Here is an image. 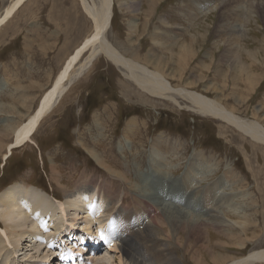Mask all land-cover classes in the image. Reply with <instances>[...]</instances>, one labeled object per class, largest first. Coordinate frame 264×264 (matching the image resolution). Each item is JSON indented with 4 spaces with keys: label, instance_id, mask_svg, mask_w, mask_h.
<instances>
[{
    "label": "rangeland",
    "instance_id": "1",
    "mask_svg": "<svg viewBox=\"0 0 264 264\" xmlns=\"http://www.w3.org/2000/svg\"><path fill=\"white\" fill-rule=\"evenodd\" d=\"M11 1L0 0V15ZM156 1L151 8L150 0H112L110 27L105 34L111 46L126 59L162 71L176 90L185 86L264 127V13L253 7L252 16L247 13L256 0H243V16L227 21L221 17L225 3L237 0H222L225 5L208 10L204 0ZM224 25L228 30L220 32ZM91 32V22L77 0L23 2L0 27V84L5 83L0 91V130L26 119L10 115V109L23 116L33 111L66 57ZM229 55H235L231 61ZM88 56L86 52L84 58ZM82 68L48 117L38 124L30 143L14 148L7 160L3 146L10 137L1 138L6 142L0 144V204L12 195L8 188L15 183L28 184L45 197L65 203L63 188L73 190L80 179H86L95 182V193L99 190L100 195L121 203L125 211L109 212L110 203H102L98 212L80 214L83 217L79 219L77 208L65 203L69 208L61 230L46 227L58 235L49 251L38 249L36 238L31 243L17 239L16 246L2 231L0 244L7 246L8 239L13 244L0 254L11 257L7 264H101L86 259L91 247L98 254L95 259L103 264H126L118 240L114 242L108 235L110 224L116 231L122 225L130 232L124 250L143 264H160L155 255L161 251L166 264H213L216 255L227 257L228 263L264 247V145L252 143L213 117L197 115L180 99L176 104L142 92L102 54ZM8 119L12 121L7 123ZM153 142L157 143L158 163L151 159ZM159 165L162 168L158 169ZM192 169L206 176L198 178L195 186L205 196L203 202L192 199L191 191L175 197L177 190L186 191L184 179ZM217 183L226 185L218 196L212 192ZM137 194L155 206L162 201L172 203L171 207L190 216L188 219L199 220L196 223L205 234L193 239L185 231L175 230L171 216L178 214L166 209L155 210L149 217L162 225L163 232L140 227L142 233H138L135 225L140 214L131 201ZM86 204L94 206L90 201ZM17 215L5 218L7 230L21 221ZM213 215H225L226 224L209 223L215 219ZM210 216L213 218L207 221ZM81 224L85 233L78 228ZM101 232L109 243L101 239Z\"/></svg>",
    "mask_w": 264,
    "mask_h": 264
},
{
    "label": "bare ground",
    "instance_id": "2",
    "mask_svg": "<svg viewBox=\"0 0 264 264\" xmlns=\"http://www.w3.org/2000/svg\"><path fill=\"white\" fill-rule=\"evenodd\" d=\"M23 2H24V0H12L9 3L8 7L0 15V27L6 23L5 22L6 20L10 19L15 14L16 10L20 6H22ZM77 2H78V4H80L82 12L85 14V16L92 21V22L90 21L91 25H92V32L88 38H86L85 40H83L80 43V45H81L82 43L85 42L84 44H82L81 46L79 45L77 48H75L72 51V53L68 57H66L63 64L60 67L61 69L58 71V73L55 75V77L50 82L49 88H47L46 91L43 92L41 94V96L38 98V100H37L38 102H36V104L34 105L33 111H31L27 116H23L22 114L16 115L14 113V111L12 109H10L11 110L10 115H14L17 117L20 116L23 118L25 117L26 119L21 121L20 123H18L17 126H14V127L13 126H7L5 128H2V130H0V144L3 142L5 143L6 142L5 138H8V136L10 137V138H8V140L10 139L8 144L6 143L3 146V147H5V150H6V152L4 154L5 160L8 159V157L11 155L12 150L14 148H19L23 145L30 143L32 136H34V131L38 127V124L45 118L44 116L46 114H49L50 111L54 108V106L59 102V99L63 95L65 88L68 87L69 83L72 81L71 79L74 76H79L81 74L82 69H83L82 67L84 65H88L90 63V61L93 60L96 57V55H98V54H100V55L102 54L103 57L111 63V65L113 63L117 68L121 69L123 72L122 75L125 76L128 81L134 82L136 84V86L142 92L147 93L148 95H150L152 97H164L166 99L172 100L176 104H178V101L181 100L182 103L189 104V107H191V111L195 110L196 112L195 111L194 112L197 115L206 116V117H213L216 120L221 121L223 124H225V125L227 124L228 126L233 127L235 130H237L238 132L243 134L245 137H248L252 143L264 145V127L261 126L259 123H256L254 121H250L249 119L244 118V117L240 118L238 115L234 114L232 111L225 108L218 101L213 100L210 97L208 98L207 96H204V95H202V94H200L194 90L192 92L190 89L186 88L185 86H183L182 89L176 90L175 89L176 87H174L172 85V82L166 78V76L164 75V73L162 71L157 70V69L151 70L145 64L142 65L139 62H136L130 58L126 59L119 51H117V49H115L113 46H111V44L106 40L105 34L110 27L111 20L109 19V17L111 15V10L113 8L112 0H77ZM156 2H157L156 0H150L149 6L152 8L153 4H155ZM226 2H229V1H226ZM204 3H205L204 5L206 6V10H208L210 7L212 8L213 5H214V7H217V6L226 4L223 8L224 10L222 11V16H221L223 18V21L224 20L227 21L228 19H231V18H237V19L241 18L243 16L242 13L244 11V10L242 11V9H245L243 6V4H244L243 0L231 1V2L225 3V4L222 3V0H204ZM239 3H241L239 8L234 10V7L236 6V4H239ZM256 3L257 4L255 6H253L249 3L251 5V10H250L251 13L250 12H247V13H249L250 17L252 16V13H254L252 11V7L254 8V11H262L264 13V0H256ZM248 9H250V8H248ZM248 9H247V11H249ZM133 10L135 11L136 9H133ZM244 15H245V13H244ZM134 23H135V21H134ZM134 23H133V25H134ZM221 28H223V30L220 32H225L226 30H228L226 25H224ZM224 28H226V29H224ZM230 30L233 31V29H230ZM233 47H234V45H233ZM86 52H88L89 56L87 58H84V54ZM230 54H231V52H230ZM232 56L233 55L228 56L229 61H231V59H233V57L235 55L233 57ZM4 85H5V83L0 84V91L3 88L2 86H4ZM249 89H251V87ZM0 112H3L2 108H0ZM126 135H127V133H126ZM2 137H5V138L2 140L1 139ZM151 146L153 147L152 149L154 150V151L152 150L154 158H151V159L155 163L154 159H156V161H157L160 157L158 155V152L156 151L157 150V148H156L157 143L153 142V143H151ZM3 147L0 146V153H2ZM172 153H174V152H172ZM150 156H151V154H150ZM95 159H96V162L99 161L96 157H95ZM162 159H161V161H162ZM157 163H158V161H157ZM198 164H201V162L199 163V161H198ZM200 166H202V165H200ZM157 168L158 169L162 168V166L159 165ZM193 168H194V165H193ZM193 170H195V169L190 170V173L188 171L187 173H189L190 175L186 179H184L185 182H184L183 186L186 189V191L185 192H181V191L178 192V190H177V192H175L174 194H175L176 198H179L181 195H182L181 197H183V195H186L189 193V191H191L190 196L192 197V199H197L198 202L199 201L203 202L205 196H203L201 193L199 194L195 190L196 189L195 186L199 183V180H202V178L203 177L205 178L206 176H202L201 174L198 175L199 173L196 171L194 172ZM198 178H199V180H198ZM94 183L95 182H93L92 180L80 179V181L77 183L75 189H73V190L66 191L65 188L61 187V188H63V193H65L64 194V200L66 201L65 203L69 204L71 206L74 205L77 208L76 212L77 213L80 212L78 214V216L80 214L85 215L86 213L89 215V214L94 213V211L100 210L102 203H104V204L110 203L109 205H110L111 209L109 212H112V211L115 212V210H117V211H120L122 213L124 210V209H122V204L120 203V205H118V202L115 201L116 202L115 203V202H112L111 200H109L108 198H110V197H108L106 195H104V196L100 195L99 190L97 191V193H95V191L93 190L94 189L93 188ZM13 186L8 188L10 193H12V195L10 194L8 197H6V200H4L0 204V209H1V212H0V233L3 231L1 233V234H3V237L9 236L10 239L12 240V242H14V244L16 246H19L17 239H19V242L22 239L23 242L31 243L36 238L35 243L38 245V249H41V247H42L43 249L48 250L47 248L53 247L55 240L58 237H56V235H57L56 233H54V232L50 233V231L48 232L46 227H47V225L48 226L50 225V228H51L50 230L60 231L61 230L60 225H61L62 221L64 222V220H66V214L68 213L67 210L69 207L66 209L64 207L65 203H63V202L61 203V201H56L53 197L52 198L51 197H45L44 194L40 190L34 189L31 186L29 187L28 184L20 183L18 185L15 183ZM216 186H217L216 188H214L215 187L214 186L213 187L214 189L213 190L210 189V190H212V192L218 196V194H220V192H219L220 189L226 187V185H225V183H217ZM92 190H93V192H92ZM242 195H244V194H242ZM105 198L107 199L106 200L107 202L105 201ZM212 198L214 199V197H212ZM215 198H217V197H215ZM189 199H191V198H189ZM210 199H211V197H210ZM218 199H219V197H218ZM73 200L74 201L77 200V202L74 204ZM147 200L148 199L139 198L138 194H137V196L134 195L131 198V201L134 203L135 206H137L136 209L139 211V214H140L139 218L137 217L140 220V222H138L139 223L138 225H135L137 227L136 231L138 233H142V231L139 230L140 227H144V230H146L147 232L149 230L156 231L157 229H160L163 232L164 228L163 229L161 228L162 225L161 226L158 225L160 223L157 224V222H155V220L153 218H149V217H151L150 216L151 213H153L155 210L157 212H159L161 210L163 211L164 209H166L170 212H175L178 214L177 216H174V217L171 216V224H172V226L175 227V230L185 231L187 233V235L192 237L193 239H196L200 235L205 234L203 232V230H201L200 224L196 223L199 220H195V219H193V217L188 219V217H190V216H188L187 214H185L182 211L181 212L176 211L173 207H171L172 203L168 204V203H164V201H162L163 203L162 202L156 203L157 206H155L153 203H151L150 200H148V201ZM53 201H54V203H53ZM86 201L93 202L94 203L93 208L90 206L89 207L86 206L87 205ZM207 201H205V202H207ZM211 201L214 202L215 200H211ZM212 204H215V203H212ZM212 204H211V206H212ZM90 205H91V203H90ZM200 205H201V203H200ZM221 207H222V205H221ZM195 208H197V207L195 206ZM172 209H174V210H172ZM204 211L206 212V211H208V209H206ZM15 213H18L17 218H18V220L21 219V221L19 223H12L11 226H9L8 230H7L6 226H5V220L6 219L9 220L10 217L15 216ZM57 213H59V214L57 215ZM56 215H57V217H56ZM213 216H215V215H213ZM213 216L206 217L207 221H209L211 218H213ZM224 216L219 217L217 215V216H215V219L213 221L210 220L209 223L218 222L221 225L226 224L225 223L226 219L224 218ZM58 217L59 218L62 217V218L59 219V221H57ZM82 217L79 216V219H82ZM76 218H78V217L76 216ZM76 218L73 221H75ZM166 219H167V217H166ZM54 220H55V222H54ZM156 221H158V220L156 219ZM49 222H50V224H49ZM161 223L163 224V221ZM166 223H167V221H166ZM22 224H23V226L21 227ZM66 224H67V222H66ZM82 224H81V227H78V228L81 229L80 230L81 232L85 233L86 227H84ZM228 224H229V222H228ZM26 226H27V228L24 229L23 227H26ZM62 226H63V224H62ZM106 229H107L108 235L110 236V238H112V240L114 242H117V240H118L119 245H120V247H119L120 250L122 251L123 254L125 253V257H126V261H127L126 264H143L142 262H140L138 260L139 258L135 259V258H133L134 256H132L129 253H126L127 249L124 250V247L127 245V242L131 239L130 238L131 237L130 232L125 228V226L118 225L117 226L118 230L116 231L114 229V227H112V226L109 227L107 225ZM6 231H8V234H6ZM33 233H37V236H34L35 234L33 235ZM237 235H239V234H237ZM127 237L129 239H127L125 241V239ZM158 237L159 236H157V238ZM160 237H162V236H160ZM160 237H159V239L162 240L163 237H162V239ZM167 237L168 236H166V238ZM151 238H153V237H151ZM166 238H164V239L166 240ZM104 240H105V242L109 243L108 239H104ZM7 242H8L7 243L8 247L4 245L5 242H4V244L3 243L0 244V254H3L2 249H6V247H7V249H11L10 245H13V244L9 242V239ZM108 243H106V244L109 245ZM145 244H147V243H145ZM148 246H146V247H148ZM152 247H154V246H152ZM96 248L98 250V246ZM156 248H157V250L153 249L155 252L158 251V247H156ZM106 249H107V246H105V250ZM160 249L164 250V248H160ZM90 250H91V252L88 253V255H87V257H89V258H86V259L87 260L90 259L91 262L95 261V262L103 264L104 263L103 260L95 259L98 256L97 252L95 250H93L92 247L90 248ZM133 252H131V253H133ZM161 252L156 253L155 259L157 261L159 260V262H161L162 264H166L167 259H166V257L164 258L162 256ZM15 253H16V251H15ZM96 254H97V256H96ZM207 254L211 255L210 252H208ZM216 256H213V260H212L213 264H214V262H215V264H264V247L260 250H257V251L256 250L251 251L245 258L244 257L239 258V259L233 258V260L228 262V263L226 262V261H228L227 257H223V256L222 257H220V256L216 257ZM9 257L10 256H7V255H6V258H5V256H0V264H7V260ZM91 257H92V259H91ZM146 257H147V255H146ZM50 261H51V259L48 258V262H50Z\"/></svg>",
    "mask_w": 264,
    "mask_h": 264
},
{
    "label": "water",
    "instance_id": "3",
    "mask_svg": "<svg viewBox=\"0 0 264 264\" xmlns=\"http://www.w3.org/2000/svg\"><path fill=\"white\" fill-rule=\"evenodd\" d=\"M25 1H26V0H24V2H25ZM111 13H112V12H111ZM110 18H111V15H110L109 19H110ZM89 20H90V19H89ZM110 20H111V19H110ZM7 21H8V20H6L5 22L7 23ZM90 21H91V20H90ZM91 22H92V21H91ZM2 26H3V25H2ZM44 117H45V119H46V118L48 117V114H46ZM45 119H44V120H45Z\"/></svg>",
    "mask_w": 264,
    "mask_h": 264
},
{
    "label": "snow or ice",
    "instance_id": "4",
    "mask_svg": "<svg viewBox=\"0 0 264 264\" xmlns=\"http://www.w3.org/2000/svg\"><path fill=\"white\" fill-rule=\"evenodd\" d=\"M109 227H111V224L109 225ZM100 237H101V239H104V235L102 232L100 233Z\"/></svg>",
    "mask_w": 264,
    "mask_h": 264
},
{
    "label": "crops",
    "instance_id": "5",
    "mask_svg": "<svg viewBox=\"0 0 264 264\" xmlns=\"http://www.w3.org/2000/svg\"><path fill=\"white\" fill-rule=\"evenodd\" d=\"M22 115H23V113H21ZM20 117V116H19ZM21 118H23V117H21ZM12 120L11 119H8L7 120V123H10Z\"/></svg>",
    "mask_w": 264,
    "mask_h": 264
}]
</instances>
